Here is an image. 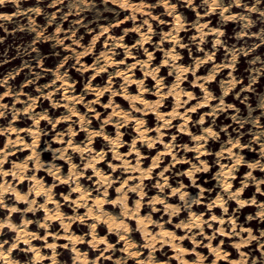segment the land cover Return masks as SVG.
<instances>
[{
  "label": "bare ground",
  "instance_id": "6f19581e",
  "mask_svg": "<svg viewBox=\"0 0 264 264\" xmlns=\"http://www.w3.org/2000/svg\"><path fill=\"white\" fill-rule=\"evenodd\" d=\"M25 1L28 0H21L22 3ZM103 2L104 4L110 2L119 9H104L102 13L93 15L91 19L92 23L100 24V31L94 33L93 39L105 35L99 53L94 55L93 61L84 64L83 58L87 59L91 52H86L83 47L78 51L72 50L75 61H81L79 63L81 67H76V69L91 71L90 78L81 92L74 90V86L65 74H59L53 80V84L48 83L47 87L37 88L40 92L47 89L45 98L49 99L50 107L48 109L41 110L39 108V104L44 103L43 99L38 101L36 96L31 95L22 97V94H25L22 89L16 93L4 91L0 94V106H3L0 107V112L2 109L8 108L12 113L11 118L4 125L2 122L6 116H0V135L5 134L4 143L0 145V201L3 202V206H0V214L4 209L8 211L3 218H0V223L10 221L17 229V231H13L15 234L11 241H8V246L4 245L5 248L20 238V243L23 246H19V243L18 249L31 252L32 264H52L53 257L56 264H59L57 247L66 248L70 244L73 261L88 264V255L97 250L92 264H100L101 262L106 263V260H100L101 257L109 259L111 254L116 251L114 242L109 239L117 234V241H123V246L118 249L128 258H133L136 264H146L150 257L151 264H172L174 260L177 261V264H237L242 259L240 252L252 253V248L248 249V247L253 241L239 251H235L233 249L236 248L235 245L241 242V238L246 239L248 234L242 232L240 236L230 235L233 230L230 221H235L237 231L240 228L251 229L253 235H256L250 226L245 225L246 222L251 223L248 217L242 224L237 221L241 216L240 210L250 204H246L243 208L237 204L231 213L225 212L224 207L235 201L229 199V193H235L245 183L248 184V173L251 171L254 177V174L262 169L249 168L238 181L239 184L233 188L232 183L235 182L236 173L229 176L228 172L235 165L236 156H241V149L245 145L239 144V147H233L228 143L229 140H226L222 142L216 154L219 160L216 163L219 167L210 177V179H215L217 183L215 186L219 185L216 194L208 197L211 190H207L197 182L202 181L199 174L206 172L208 168L206 171L193 172V165L201 169L204 168V162H206L204 156L209 154L206 147L214 144L205 130L211 129L214 132L213 120L217 119V115H214L215 118L211 119L210 123H204L207 121L208 115H212L214 110L220 108L221 98L223 99L221 96L217 101L216 97L212 96L213 99L207 100L205 103L206 95L211 93L208 86L213 79L214 65H209L207 71L199 73L197 71L206 67L199 64V57L194 61L192 68L188 62H183L186 57L179 54L176 47H183V44L178 41L181 38V32L187 27H184L185 22L180 14L181 5L179 3L167 0V5L172 6L168 7L163 0H119L117 3H114L113 0H103ZM125 2L131 7H121V3ZM158 5H162L165 11L155 13L158 10ZM212 9L209 2V11ZM122 11L125 12L123 17H117V20L110 25L103 23L108 20L111 13L118 16ZM12 13L0 11V17ZM164 13L171 14L172 20L157 19ZM197 14L204 18L207 16V13L200 11ZM145 20L148 21L147 24L144 23ZM152 20H157V24L164 28L153 50L148 47V44H152L151 39L154 35L152 27L156 26ZM129 21H132V26H125ZM208 21L210 18L207 17L201 20L195 26L197 32L214 33L215 27L206 29ZM121 24L124 25L123 31L114 34L117 31V26ZM104 28H108V31L103 32ZM128 30L137 32L139 37L134 43L124 44ZM214 39L217 40V38ZM119 48L124 52L123 56ZM160 49L163 50V54L160 63L155 64L153 62L154 53ZM174 56L179 58L174 59ZM202 61L206 62L205 57L202 58ZM164 66H168L165 76L160 74ZM184 69L188 70L183 71ZM105 71L110 72L103 86L91 83L97 81L100 73ZM140 71L141 75L138 76ZM189 73H193L194 76L187 83ZM170 75L173 78L166 82L165 79ZM57 77L61 78L57 79ZM150 79L154 81L153 90L146 87V82H149ZM52 86L53 88H50ZM198 87L201 94H195ZM59 90H61V96L56 98ZM113 92L116 95H112ZM106 93H108V99L102 104L107 108L105 115L94 127L92 124H96L101 113L96 105L100 104L101 97H105ZM88 94L92 96L87 98ZM170 96L172 103L168 107ZM189 96L192 98L189 99ZM8 97H13V102L6 105L5 100ZM157 102H160L159 107L153 108L152 106ZM126 103L128 106L124 107ZM177 104L180 106L177 107ZM197 105L200 106L197 107ZM19 106H21V110H19ZM81 106L85 108L84 111H81ZM207 106H209V110L206 109ZM60 107L63 109L60 110ZM193 108L195 111H190ZM52 111L60 113L51 118L49 114ZM173 111L177 113L175 117L171 115ZM199 111L196 123L190 124L191 117ZM150 113L155 114L156 122L147 126V120L151 119ZM45 116L46 118H42ZM159 116H163V119H159ZM202 117L203 124L200 123ZM26 118L31 119V122L25 126L19 125ZM109 118H111V122L105 124L104 122ZM44 121L51 126L41 130L40 124H43ZM138 121H143V124ZM165 121H170L171 126L165 127ZM130 123H132L135 134L132 136L128 148L125 149L126 141L122 142V136H126L128 132H122V127ZM197 124L200 125V128ZM76 125H78L77 130ZM112 126L114 127L113 132L109 131ZM185 127L187 131L183 130ZM156 128L160 129L159 133L155 131ZM172 128H175V132L167 133V130ZM191 129L195 130L189 138L191 143H180V140L186 139L185 136ZM81 130L85 131V135L77 140L76 135L80 134ZM118 131L121 133L119 142L110 143V141L116 140ZM101 132L103 135H92V133ZM43 136H45L44 140ZM95 136H101L106 141V147L94 149L93 144L99 143ZM194 136H203L205 139L197 141L193 139ZM173 137H175L174 140ZM157 138H159L157 143L148 147V142L157 140ZM235 141L237 140L233 142ZM133 143H135V151L132 148ZM158 144H161V147ZM165 145L171 148L170 152ZM200 145L203 147L200 148L199 153L193 151L194 154L190 159L185 156L190 152L186 151L185 147L195 149ZM236 148H238L237 151ZM155 149L156 151H154ZM229 149H231V155H229ZM260 149L262 150V146ZM48 151L52 153L51 158H48ZM153 151L154 153H152ZM108 152H111L112 160L106 162L108 169H104V159ZM221 153L223 155H220ZM166 155H170L168 162ZM101 156H103L102 159ZM77 157L79 160L76 162ZM157 157H161V159L153 167ZM60 160L68 165L66 173L63 171L64 165ZM257 161L260 159L248 161L247 164H254ZM184 163H189L188 167L181 172L174 173ZM149 169H151L150 172ZM88 170L91 172L86 175ZM156 170L158 171L156 172ZM189 172H193L191 177L188 176ZM115 173L119 175L114 176ZM7 176H10V179ZM187 178L190 181L189 184L185 183ZM153 179L155 181L151 184ZM206 180L204 179V181ZM259 180L263 179L255 178L252 183L256 185V192L263 193L260 189L261 184L259 185L260 190L257 191L256 181ZM25 181L28 183L24 190ZM88 181L91 182V186L86 183ZM64 184L69 186V191L61 193L59 196H62L63 200H58L55 190L63 188ZM225 184L230 187L226 189ZM168 187L169 192H166ZM195 188L197 191L192 192ZM148 192L151 193L148 194ZM112 193L113 195H111ZM242 193L239 199L246 200ZM175 195H177L178 202H174ZM132 196L134 197L130 203ZM39 198L41 201H38ZM202 198H206L207 201ZM252 199L254 197L249 200ZM218 201H227V203L222 205ZM138 204L139 208H137ZM203 204H205V208L202 207ZM262 204H264L262 200L257 203L259 206L257 216L263 210L260 207ZM13 208L16 211H12ZM70 208L73 209V213L64 212ZM185 210L188 211V214L184 219L182 215ZM40 211H43V214L35 226L32 216L39 215ZM19 215L20 220H18ZM156 216L157 219L154 218ZM175 219L178 220L174 221ZM132 221H135L133 229L130 226ZM56 222L59 224V229L52 232L51 228L55 227ZM76 222L88 224L89 232L87 234L89 237L86 240H83V236L76 231L79 229ZM214 223H217V226ZM102 224L107 228L106 233L101 232ZM227 224H229L228 230L226 229ZM170 226H173V229ZM207 229L211 231L208 232ZM221 229L224 230V234H221ZM9 230L11 229L8 228L6 232ZM43 230L44 233H40ZM178 230L181 231L180 234L176 233ZM3 231L4 227L0 229V237ZM31 235L38 238L30 239ZM256 236L259 237L260 234ZM50 237L51 239H49ZM227 237L233 239L226 241ZM25 240H30L32 247L40 250L39 256L43 259H37L35 252L25 251L29 247L24 242ZM3 241L7 240L0 242ZM39 241H43V243L38 244ZM261 241L264 242V237H261ZM189 243L192 244V247L187 246ZM86 244L89 247L84 249ZM49 245L54 247H49ZM110 245L111 247H109ZM165 246H169V252L161 251ZM198 247L202 249L206 247L207 253L200 252ZM257 248L261 249L259 243H257ZM47 249L51 250L49 254L44 252ZM143 249H147V251ZM236 252L237 255L232 257ZM261 252L264 254V251ZM137 253L139 254L137 255ZM14 254L15 257H13ZM11 255L13 259L17 260L16 256L21 254L15 253L13 250ZM210 256H212L211 259ZM120 258L115 257V264L118 261L124 262ZM253 259L260 261L256 257Z\"/></svg>",
  "mask_w": 264,
  "mask_h": 264
},
{
  "label": "rangeland",
  "instance_id": "374dc122",
  "mask_svg": "<svg viewBox=\"0 0 264 264\" xmlns=\"http://www.w3.org/2000/svg\"><path fill=\"white\" fill-rule=\"evenodd\" d=\"M173 3H179L180 14L182 19L185 22L186 30L181 32V38L178 43L183 44L182 48L178 46L177 51L179 54L184 55L186 57L183 60L184 63H189L191 68L194 64V61L198 58L199 64H203V69L197 71L199 73H204L207 71L209 65H214L213 70V79L209 82V90L212 93V96L218 98L223 97V104L232 105V107H224L223 110L221 108L213 111L212 115H208L206 117L207 121L204 124L210 123L211 119L215 118V114L217 115V119L213 120V128L214 132L217 134V138L209 137L214 144L208 145L206 147L209 154L204 156V160L208 163L209 167L206 172H202L199 174L202 181H197L207 190H211L209 192L208 197H212L216 194L219 188V185L215 186V179H210V177L214 174V172L218 169L219 165L216 161L217 159V151L220 149V146L223 141L226 140H238L239 144H244L245 147L241 149V157H243V162L239 165H236V177L235 182L232 183V187L234 188L239 184V180L242 178L243 174L249 170L248 161H254L255 159H260V164L264 163V155H262V150L260 149L262 145H264V137H261L260 140H257V135L260 132L261 128H264V108L261 107L264 104V17H261L259 13H251L250 18L253 23L247 29L244 28L245 21H241L239 19H225L229 15L239 16L246 14V9L242 7H237L233 5L229 8L228 12H225L228 15L221 16L220 9H212L209 11V4H205L204 0H193V4H186L187 0H172ZM243 3L248 4L249 6L255 4V0H242ZM153 3V1H151ZM224 6H228L232 3V0H222ZM75 4V6H73ZM261 10H264V0H261V3L257 6ZM39 8L40 12L36 13L32 11L33 9ZM104 9H119V7L112 5L110 2L104 4L103 0H85L84 4L76 3V0H62L61 3L55 4L54 0H28L25 2L19 3V7L15 4L11 3L10 0L0 5V11L5 12H13L12 14L7 15L10 19H3L0 17V82L6 81V83H0V94L4 91H8L11 93H16L18 90L22 89L25 94H22V97H26L27 95L36 96V99L39 101L41 99L44 100L43 104H39V108L48 109L50 107L49 99L45 98V92L47 89H44L42 92L38 91L37 88H42V86H48V83L53 84V80H55L56 76L59 74H65L70 83L74 86V90L81 92L85 87L86 83L90 78L91 71H81L76 69V67H81L80 62H76L73 58V52L81 50L82 47L85 48L86 52L88 49H91L90 56L87 59L82 60V62L90 63L93 61L94 55H97L102 48V43L104 41L105 35L98 36L93 39L94 33L100 31V24L96 22H91L93 15L98 13H102ZM160 11H165L162 5H158V10L155 13ZM207 13V18H210L208 21L207 28L215 27L216 31L214 33L206 34L197 32L195 26L198 25L201 20L205 19L204 17H200L197 12ZM19 13V14H17ZM125 12L122 11L118 16L114 13H111V16L108 17V20L103 22L107 25L115 22L117 17L124 16ZM158 20L161 19L163 21H171V14H163ZM51 21V23L49 22ZM153 21V20H152ZM154 25L152 27V31L154 33L151 41L152 44H148V47L153 50L156 41L159 39L161 35V31L164 29L162 26L158 25L157 20L153 21ZM132 26V21H129L125 26ZM124 25L117 26L116 33H121L123 31ZM59 28L60 31L57 32L56 29ZM35 29V30H33ZM217 32L222 33V35H217ZM243 33V35H242ZM197 34V35H195ZM139 34L133 30L127 31V38L124 39V44L134 43L138 40ZM194 37V38H192ZM220 41L219 44L216 43L215 39ZM58 40H62L63 43H57ZM168 44L166 45V47ZM67 48V49H66ZM121 51V48H119ZM142 51V49H140ZM124 52L121 51V55L123 56ZM163 54V50H157L154 53L155 64L160 63L161 56ZM235 54V60H233V55ZM211 56V59L208 57ZM205 57L206 62L202 61V58ZM211 67V66H210ZM191 70V69H190ZM111 71V70H110ZM110 71L101 72L99 75V79L97 81H92L91 83L94 85L103 86L106 82V78ZM168 72V66H164V69L160 71V74L166 75ZM141 75V71L138 76ZM194 74L189 73L187 75V83H189L193 79ZM173 76L170 75L166 78V82H169ZM119 79V78H118ZM226 80V82H224ZM233 81H235V85L233 86ZM154 81L150 79L149 82H146V87L150 90H153ZM189 85V84H187ZM50 88H53L50 87ZM135 89V85L133 86ZM228 90V94H225V90ZM201 94V90L197 89L195 94ZM224 95V96H223ZM61 96V90H59L57 97ZM92 96L91 94L86 95L87 98ZM108 99V93H106L105 97H101L99 103L96 105V108L100 110L99 118L96 120V124H92L94 127L97 126L101 120V117L105 115V110L107 108L103 107ZM6 101V105H9L13 102V97H8ZM214 102V101H213ZM172 97H169L168 107L171 106ZM21 105V104H20ZM128 103L124 105L127 107ZM19 110H21V106H19ZM220 107V105H219ZM63 108L60 107V110ZM81 111H84L85 108L81 106ZM209 110V106L206 107ZM201 111V110H200ZM200 111L196 113L195 116L191 117L190 124L196 123L198 120ZM6 117L2 125L7 122L12 113L8 108H4L1 110ZM251 112V115L249 113ZM58 113H54L53 111L49 114L51 118H54ZM21 116H26L25 114H20ZM150 121L147 120V126H151L155 124V114L150 113ZM236 117V119H233ZM258 121L260 127H257L255 123L252 121ZM247 121V122H246ZM31 122V119H27L24 122H21L19 125H28ZM1 123V122H0ZM18 125V126H19ZM198 128H200V125ZM242 125V126H241ZM51 124L46 121L43 124H40V129L44 130L49 128ZM78 129V125H76V130ZM111 132L114 131V127L109 130ZM128 132L126 136H122V142L126 141V147L128 148V144L132 139V136L135 134L132 123L127 126L122 127V132ZM175 132V128L167 130V133ZM195 132L194 129H191L189 134H186V139L180 140L179 142L184 144H190L189 138L191 134ZM85 135V131L81 130L80 134L76 135V139L79 140ZM0 145L4 143L5 134L0 135ZM43 136V140H44ZM169 138V137H168ZM95 139H98V144H93L94 149L106 147V141L101 136H95ZM167 139V138H165ZM164 139V140H165ZM54 145V143H51ZM43 145V144H41ZM40 145V147H41ZM159 145V144H158ZM161 147V144L159 145ZM236 151L238 148L235 149ZM156 151V149L154 150ZM154 151L152 153H154ZM193 151L188 152L185 156L190 159L193 155ZM48 158L52 157L51 151H48ZM10 159V158H9ZM79 158H76V162ZM111 152L105 156L104 159V169H108L106 165L107 161H111ZM149 160V158H148ZM170 160V155H166V161ZM165 161V162H166ZM61 164L64 165V173H66L68 165L67 163L60 160ZM149 162V161H147ZM9 165V163H8ZM189 163H184L181 167H178L174 173L183 171L186 167H188ZM7 167V166H6ZM158 170H156L157 172ZM91 171H87L86 175H89ZM155 172V173H156ZM45 173V172H44ZM119 175L115 173L114 176ZM255 178H262L264 180V170L258 171L254 174ZM10 179V176H7ZM204 179H207L204 181ZM51 180V178H50ZM49 180V181H50ZM155 181L153 179L150 183L152 184ZM254 180L248 179L247 187H244L242 196L249 200L251 197H254L256 202L258 203L260 200L264 201V184H261L260 189L263 193L256 192V185L253 184ZM189 179H186V184H189ZM26 185L23 187L25 190L27 187V181H25ZM91 186V182H86ZM173 184V183H170ZM115 185V184H114ZM213 188V189H212ZM113 189V187H112ZM69 191V186L64 184V187L61 189H56L55 193L58 194V200H63L62 196H59L61 193H67ZM197 191L195 188L194 191ZM166 192H169V187L166 188ZM151 192H148L150 194ZM113 195V193L111 194ZM110 195V196H111ZM108 196V197H110ZM130 199V203H132V198ZM174 202H178L177 195L174 196ZM202 200L207 201L206 198H202ZM38 201H41L39 198ZM70 204L71 202H67ZM256 204H250L247 207H244L240 210L239 214L241 215L237 221L242 224L245 222L247 217L251 216V223H245L252 228L254 234L259 235L262 231H264V219H261L257 216V211L259 206ZM237 206L235 201H232L228 207V213H231L232 209ZM205 208V204L202 205ZM264 210V209H263ZM7 210H3V213L0 214V218H3L7 213ZM65 213H73V209L64 210ZM43 211H40V214L37 216H32L34 221V225H37L38 220L42 216ZM188 211L185 210L183 212L182 218H186ZM167 218V214L165 215ZM157 219V216L154 217ZM20 220V215L18 217ZM178 219H175L176 221ZM17 221V220H15ZM79 229L76 231L83 236V240L89 237L87 234L89 231L88 224H79L75 223ZM217 226V223H214ZM102 231L106 233L107 228L104 224H102ZM131 228H135V221L130 223ZM229 224L226 225V229H229ZM173 229V226H170ZM8 227H4V231L0 237L1 240L11 241L15 232L9 230L6 232ZM59 229V224L55 227L51 228L52 232H56ZM206 231L210 232V229ZM40 233H44V230ZM177 234H180L181 231H177ZM139 235V233H138ZM51 239V237L49 238ZM118 235L114 234L110 241L114 242V248L116 251L111 254V258L105 259L103 257L100 260H106V263L101 262L100 264H115V257H121V260H124L125 264H136L133 258H128L123 252H121L118 248L123 246V241H117ZM233 238L227 237L225 240L230 241ZM60 241H63L60 239ZM139 241V240H138ZM216 242V241H215ZM43 241H39L38 244H42ZM8 244H6V247ZM19 246H23L20 243ZM188 247H192V244L189 243ZM89 247L87 244L85 248ZM169 246H165L162 252H169ZM57 256L59 264H80V262L73 261V253L70 249V244L66 248H62L60 246L57 247ZM226 248V247H225ZM233 248V247H232ZM252 248V253L250 254L251 259L254 257L258 258L260 261H264V254L261 252V249L257 248V241H253L248 249ZM202 253H207V248H197ZM237 251L236 248H233ZM147 251V249H143ZM50 249L44 251L45 253H50ZM15 253H20V256H16V259L21 262H31V252L20 251L19 249L15 250ZM97 250H95L92 254L88 255V264H92V259L95 257ZM237 255V252L232 255ZM15 257V254L13 255ZM193 257V255H192ZM212 256H210L211 259ZM47 261V260H46ZM174 262V263H173ZM172 264H177V261L174 260ZM32 264V262H31ZM42 264V263H40ZM230 264V263H228ZM250 264V260H249Z\"/></svg>",
  "mask_w": 264,
  "mask_h": 264
},
{
  "label": "clouds",
  "instance_id": "9594fccd",
  "mask_svg": "<svg viewBox=\"0 0 264 264\" xmlns=\"http://www.w3.org/2000/svg\"><path fill=\"white\" fill-rule=\"evenodd\" d=\"M6 2H8V0H0V5H3ZM10 2L15 4L17 7H19L20 0H10ZM61 2H62V0H54L55 4H59ZM113 2L117 3V2H119V0H113ZM163 2L167 5V0H163ZM209 2H210V6L213 9H216V8L220 9L221 16H224V13L228 12L229 8L232 7L233 5L246 9V14H244V15H239V16L229 15L227 17H224L225 19H239L241 21H245V23H244V28L245 29L250 27L252 25V23H253V21L250 18L249 14L258 12L261 17H264V10H261L260 8L257 7L261 3V0H255V4H253L251 6H249L248 4L243 3L242 0H232V3L229 4L228 6H224L223 3H222V0H204L205 4H209ZM76 3L82 5V4L85 3V0H76ZM187 3L189 5H192L193 4V0H187ZM73 6H75V4ZM167 6L168 7H172L171 5H167ZM121 7H131V5H128L125 2V3H121ZM32 11H34L36 13H39L40 9L36 8V9H33ZM17 14H19V13H17ZM3 19L7 20V19H10V17L5 16V17H3ZM153 19H155V17H153ZM49 22L51 23V21H49ZM144 23L147 24L148 21L145 20ZM161 23H163V21H161ZM33 30H35V29H33ZM149 30H151V29L149 28ZM56 31L59 32L60 29L57 28ZM102 31L103 32H107L108 28H104ZM136 31H139V29H136ZM217 35L218 36L222 35V33L217 32ZM242 35H243V33H242ZM146 39H147V37H146ZM57 43H61L62 44L63 41L62 40H58ZM216 43L219 44L220 41L217 40ZM87 51H91V49H88ZM166 55H167V53H166ZM173 58L174 59H178L179 57L178 56H174ZM208 59H211V56H209ZM233 60H235V54L233 55ZM187 70L188 69H184L183 71H187ZM60 78L61 77H57V79H60ZM209 79H211V77H209ZM0 83H6V81H2ZM158 83H159V81H158ZM235 83L236 82L233 81V86L235 85ZM227 91L228 90L226 89L225 90V95H227ZM112 95H116V93L113 92ZM191 98L192 97L189 96V99H191ZM177 99H179V97H177ZM211 99H213V97H212L211 93H208L206 95L205 103L207 102V100H211ZM159 103L160 102H157V104L152 106V107L153 108L159 107ZM179 106L180 105L177 104V107H179ZM199 106L200 105H197V107H199ZM0 107H3V106H0ZM224 107H229L230 108V107H232V105H226L225 106L223 104V99L221 98V102H220L221 110H223ZM261 107L264 108V104H262ZM190 111H195V109L194 108L190 109ZM3 114H4L3 112H0V116H2ZM171 115L173 117H175L177 115V113L175 111H173V113ZM249 115H251V112L249 113ZM42 118H46V116L42 117ZM158 118L159 119H163V116H159ZM233 119H236V117H233ZM110 122H111V118H109V120H106L104 123L108 124ZM252 122L255 123L257 127H260L259 124H258V121L253 120ZM138 123L143 124V121H138ZM200 123L201 124L204 123L203 117L201 118ZM164 126L165 127H170L171 126L170 121H165V125ZM183 130L187 131V128L185 127ZM155 131L157 133H159L160 129L156 128ZM205 131L207 133V136L213 137V138H217V134L215 132H213L211 129H206ZM92 135H103V133L102 132L101 133H92ZM120 135H121V133L118 131L117 132V136H116V140L115 141H110V143H118ZM261 137H264V128H261L260 132L258 133L257 140H260ZM158 139L159 138H157V140H153V141L148 142V147H152L155 143H157ZM174 139H175V137H173V140ZM193 139L199 141V140L205 139V137H203V136H194ZM228 143L230 145H232L233 147H239L240 146L238 140L235 141V142H233L232 140H229ZM165 147L169 149V152L171 151V148L168 145H165ZM202 147H203V145H200L198 148H195V149H190V148L185 147V150L186 151H196V152L199 153L200 152V148H202ZM132 148H133V151L136 150L135 143H133ZM228 151H229V155H231L232 154L231 153V149H229ZM137 155H139V153H137ZM220 155H223V153H221ZM262 155H264V145H262ZM100 158L102 159L103 156H101ZM160 159H161V157H157V160H156V162H154L153 167L156 166V163H158ZM173 159H174V162H175V157ZM242 162H243V157L236 156L235 165H233V167L229 170L228 175L231 176L232 173H234L236 171V165H239ZM248 167L251 168V169L260 168V169L264 170V164H260L259 161H257L254 164H249ZM207 168H208V165H207L206 162H204V168L203 169L198 168L195 165H193V172L201 171V170H205L206 171ZM150 171H151V169H149V172ZM193 172H189L188 176L191 177ZM161 176H163V173H161ZM247 179L255 180V177L252 176V172L251 171L248 173ZM256 184H257V191H259L260 190L259 189V185L260 184H264V180L256 181ZM229 187H230V185L225 184V188L226 189L229 188ZM244 187H247V183H245L244 186L242 188H240L239 191H237L235 193H229V199L235 200L237 202V204L241 208H243L246 204H256L257 203L255 199H252V200H241V199H239V196H240L241 192H243ZM132 190L135 191L136 189H132ZM181 199H183V196H181ZM218 202L221 203L222 205H225L227 203V201H218ZM0 206H3V202L2 201H0ZM260 207H261V209H264V204L260 205ZM137 208H139V204L137 205ZM12 211H16V209L13 208ZM224 211L225 212L228 211L227 207H224ZM258 215H259V217L261 219H264V210L259 212ZM213 219H215V217H213ZM248 219L251 220V219H253V217L249 216ZM221 223H223V221H221ZM230 223L232 224V229H233L231 231L230 235H232V236H240V234L242 232H247V234H248L246 239L245 238H241V242L239 244L235 245V247L237 248V251H239L242 247L249 245L252 241H257V243H259L260 246H261V251H264V242L261 241V237H264V231H262L260 233V236L258 237L256 235H253L251 229L240 228L239 231H237L236 230L237 225H236L234 220L230 221ZM3 227H8L12 231H17L16 226L12 225L10 221H6V222H3V223H0V229H2ZM220 231H221V234H224V230L223 229H221ZM37 238L38 237H36L35 235H31L30 236V239H37ZM24 242L29 245L28 249H26L25 251L35 252L37 254V259H43V257L39 256V251L40 250L37 249V248H33L31 243H30V240H25ZM19 243H20V238H17L14 243L10 244L8 248H5L4 245L8 244V241L0 242V264H20V262L18 260L13 259L12 255H11L13 250L18 249ZM49 247H54V246L53 245H49ZM109 247H111V245ZM138 254L139 253H137V255ZM225 255H227V254H225ZM240 256L242 257V259L240 261H238L237 264H249V260H250V264H264V261H258L256 259H251L250 254H247V253H244V252H240ZM29 264H31V262H29ZM52 264H56V261H55L54 257L52 258ZM117 264H124V262L123 261H118ZM146 264H151V257L149 258V261L146 262Z\"/></svg>",
  "mask_w": 264,
  "mask_h": 264
}]
</instances>
